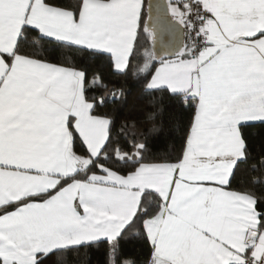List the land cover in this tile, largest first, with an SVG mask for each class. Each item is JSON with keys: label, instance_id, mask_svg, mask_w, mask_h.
Instances as JSON below:
<instances>
[{"label": "snow or ice", "instance_id": "snow-or-ice-1", "mask_svg": "<svg viewBox=\"0 0 264 264\" xmlns=\"http://www.w3.org/2000/svg\"><path fill=\"white\" fill-rule=\"evenodd\" d=\"M0 264H264V0H0Z\"/></svg>", "mask_w": 264, "mask_h": 264}, {"label": "water", "instance_id": "water-1", "mask_svg": "<svg viewBox=\"0 0 264 264\" xmlns=\"http://www.w3.org/2000/svg\"><path fill=\"white\" fill-rule=\"evenodd\" d=\"M160 2L162 3V2H163V0H160Z\"/></svg>", "mask_w": 264, "mask_h": 264}, {"label": "crops", "instance_id": "crops-1", "mask_svg": "<svg viewBox=\"0 0 264 264\" xmlns=\"http://www.w3.org/2000/svg\"><path fill=\"white\" fill-rule=\"evenodd\" d=\"M146 3H147V0H146Z\"/></svg>", "mask_w": 264, "mask_h": 264}, {"label": "trees", "instance_id": "trees-1", "mask_svg": "<svg viewBox=\"0 0 264 264\" xmlns=\"http://www.w3.org/2000/svg\"><path fill=\"white\" fill-rule=\"evenodd\" d=\"M142 43H143V41H142Z\"/></svg>", "mask_w": 264, "mask_h": 264}]
</instances>
